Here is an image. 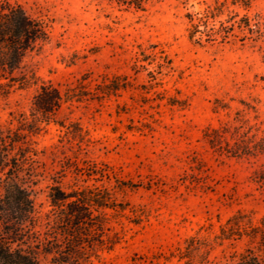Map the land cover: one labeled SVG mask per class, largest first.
Returning a JSON list of instances; mask_svg holds the SVG:
<instances>
[{"label": "rangeland", "instance_id": "obj_1", "mask_svg": "<svg viewBox=\"0 0 264 264\" xmlns=\"http://www.w3.org/2000/svg\"><path fill=\"white\" fill-rule=\"evenodd\" d=\"M10 1L49 38L24 60L32 84L0 88V124L30 113L41 82L73 91L33 136L38 229L53 235L58 181L104 204L85 244L116 243L92 264H216L246 248L264 264V0Z\"/></svg>", "mask_w": 264, "mask_h": 264}, {"label": "trees", "instance_id": "obj_2", "mask_svg": "<svg viewBox=\"0 0 264 264\" xmlns=\"http://www.w3.org/2000/svg\"><path fill=\"white\" fill-rule=\"evenodd\" d=\"M136 1L127 0V4L139 9L141 4ZM48 38L43 19L33 17L20 4L0 0V88L4 96L14 86L24 89L32 84L34 77L21 71L24 60L29 53L41 49ZM72 92L62 94L51 83L41 82L32 97L30 113L14 118V129H4L0 124V264H92L93 258H99L98 252L111 250L116 243L92 240L85 244L91 231L103 225L92 207L104 204L87 190L66 191L58 181L47 192L50 211L56 212L50 226L53 235L49 230L38 229L40 220L49 214L40 215L37 210L34 186L38 174L26 167L37 155L33 136L50 122L55 123V114L72 99ZM56 123L64 127L63 123ZM261 180L264 182V177ZM242 222L232 219L231 228L222 230L218 239L232 238V229ZM259 232L258 228L250 237H257ZM199 247V243L189 239L180 258L192 259ZM223 259L216 264H262L253 248L224 253Z\"/></svg>", "mask_w": 264, "mask_h": 264}]
</instances>
